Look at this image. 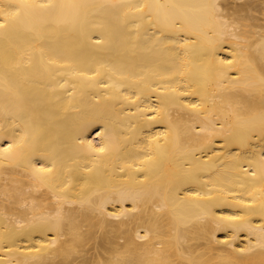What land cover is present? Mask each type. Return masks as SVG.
<instances>
[{
    "label": "bare ground",
    "instance_id": "1",
    "mask_svg": "<svg viewBox=\"0 0 264 264\" xmlns=\"http://www.w3.org/2000/svg\"><path fill=\"white\" fill-rule=\"evenodd\" d=\"M0 0V264H264V0Z\"/></svg>",
    "mask_w": 264,
    "mask_h": 264
},
{
    "label": "rangeland",
    "instance_id": "2",
    "mask_svg": "<svg viewBox=\"0 0 264 264\" xmlns=\"http://www.w3.org/2000/svg\"><path fill=\"white\" fill-rule=\"evenodd\" d=\"M243 0H238L237 2H242ZM229 4L230 5H233L235 4V1L234 0H228Z\"/></svg>",
    "mask_w": 264,
    "mask_h": 264
}]
</instances>
